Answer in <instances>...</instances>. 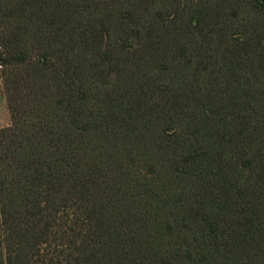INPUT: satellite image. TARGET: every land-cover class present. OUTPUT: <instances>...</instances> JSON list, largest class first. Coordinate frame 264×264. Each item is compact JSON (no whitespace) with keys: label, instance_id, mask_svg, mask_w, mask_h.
Listing matches in <instances>:
<instances>
[{"label":"trees","instance_id":"obj_1","mask_svg":"<svg viewBox=\"0 0 264 264\" xmlns=\"http://www.w3.org/2000/svg\"><path fill=\"white\" fill-rule=\"evenodd\" d=\"M0 264H264V0H0Z\"/></svg>","mask_w":264,"mask_h":264},{"label":"rangeland","instance_id":"obj_2","mask_svg":"<svg viewBox=\"0 0 264 264\" xmlns=\"http://www.w3.org/2000/svg\"><path fill=\"white\" fill-rule=\"evenodd\" d=\"M11 125V116L7 105L6 91L0 77V129Z\"/></svg>","mask_w":264,"mask_h":264}]
</instances>
